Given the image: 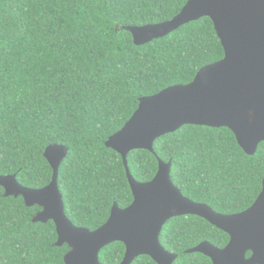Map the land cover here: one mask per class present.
<instances>
[{
	"label": "trees",
	"instance_id": "16d2710c",
	"mask_svg": "<svg viewBox=\"0 0 264 264\" xmlns=\"http://www.w3.org/2000/svg\"><path fill=\"white\" fill-rule=\"evenodd\" d=\"M187 1L0 0V176L44 188L53 173L44 152L63 146L58 188L74 226L94 231L113 204L129 206L122 158L105 147L108 138L141 98L189 84L224 54L208 18L140 46L125 28L170 21ZM153 149L127 156L137 182L152 180L157 158L170 162V179L184 197L224 215L245 211L261 192L264 142L247 156L226 128L183 126ZM40 211L0 188V264H64L69 248L55 246L54 224L33 223ZM159 240L178 256L174 264H211L185 251L202 242L222 248L228 236L201 218L182 216L164 225ZM124 252L122 243H112L99 262L120 264ZM132 264L155 263L139 256Z\"/></svg>",
	"mask_w": 264,
	"mask_h": 264
},
{
	"label": "water",
	"instance_id": "95a60500",
	"mask_svg": "<svg viewBox=\"0 0 264 264\" xmlns=\"http://www.w3.org/2000/svg\"><path fill=\"white\" fill-rule=\"evenodd\" d=\"M202 18L212 22L223 58L200 69L187 85L141 98L128 122L105 143L122 158L133 198L129 206L113 204L108 220L94 231L74 226L58 188L59 168L67 156L63 146H49L44 152L53 172L44 188H25L15 175L0 176L4 196L22 198L28 208H41L33 223L54 224L55 246L69 248L64 264H100L101 250L116 242L125 248L120 264H132L139 256L155 264H173L177 255L167 252L159 237L167 221L182 216L201 218L229 237L222 249L203 242L187 254H201L212 264H264V177L261 192L248 209L224 215L184 197L170 179V162L156 157L157 173L144 183L134 180L128 168L130 152L155 154L154 142L183 126L226 128L247 156H254L264 142V0H188L170 21L125 29L140 46ZM247 251L253 253L249 260Z\"/></svg>",
	"mask_w": 264,
	"mask_h": 264
},
{
	"label": "flooded vegetation",
	"instance_id": "af4514ba",
	"mask_svg": "<svg viewBox=\"0 0 264 264\" xmlns=\"http://www.w3.org/2000/svg\"><path fill=\"white\" fill-rule=\"evenodd\" d=\"M168 222V221H167ZM166 222V223H167ZM228 236V235H227ZM228 242H229V237H228ZM228 242H227V244H228ZM203 243V242H202ZM201 244V243H200ZM226 244V245H227ZM225 245V246H226ZM214 246V245H213ZM224 246V247H225ZM163 247V246H162ZM224 247H222V248H224ZM164 248V247H163ZM218 248V247H217ZM222 248H219V249H222ZM165 249V248H164ZM166 250V249H165ZM190 250V249H189ZM167 251V250H166ZM188 251V250H187ZM167 252H169V253H172V254H174L173 252H170V251H167ZM185 254H187L186 253V251H185ZM176 255V254H175ZM252 256H253V253L251 252V251H247L246 253H245V260H249V259H251L252 258ZM178 257V256H177ZM205 257V256H204ZM205 258H207V257H205ZM210 262H211V260L209 259V258H207ZM176 261V260H175ZM174 264V263H173ZM211 264H212V262H211Z\"/></svg>",
	"mask_w": 264,
	"mask_h": 264
},
{
	"label": "snow or ice",
	"instance_id": "6c2138e0",
	"mask_svg": "<svg viewBox=\"0 0 264 264\" xmlns=\"http://www.w3.org/2000/svg\"><path fill=\"white\" fill-rule=\"evenodd\" d=\"M37 194L39 196H41L42 198H46L47 197V194L46 193L37 192Z\"/></svg>",
	"mask_w": 264,
	"mask_h": 264
}]
</instances>
